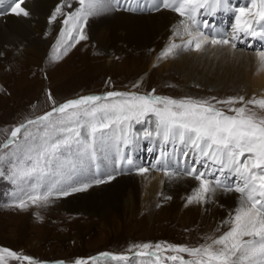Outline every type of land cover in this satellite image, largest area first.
Here are the masks:
<instances>
[{
    "label": "rangeland",
    "instance_id": "rangeland-1",
    "mask_svg": "<svg viewBox=\"0 0 264 264\" xmlns=\"http://www.w3.org/2000/svg\"><path fill=\"white\" fill-rule=\"evenodd\" d=\"M66 1L68 0H61L59 6L61 11L56 13V19L61 20L57 29L56 25H53L54 21L49 19L52 16L45 17L53 31L48 30L45 33V35L49 33V37L46 38L50 39L48 44L42 47L40 57H34V64L31 59L22 57L16 62L6 61L7 63L3 62L4 64L1 65L0 155L5 154L11 148L9 146V149H5L3 145L7 142L14 127L25 124L28 120L35 119L48 110L51 111L54 106L69 99L83 95L103 96L109 91L140 95L154 94L174 99L185 97L203 99L214 104L217 108L220 107L228 115H235L236 113L230 109L237 108L244 103L242 107H246L250 114L255 113L256 118L264 119V109H261L257 104L247 103L255 95H263L257 92L258 86L253 78L254 73L251 75L245 72L241 76V81L233 85L232 82L229 84L231 79L228 76L226 78L219 77L212 74L213 70L211 73L204 74L209 70L200 68V66H197L198 69L194 72H178L171 64L170 60L173 58L162 56L160 52V54H156V48L159 45L161 46L159 50L165 54L168 42L167 40L163 41L167 30L165 34L155 37L143 48L135 49L120 43L117 44V47H122V50L113 48L108 50V54L103 52L99 42L95 39L94 28L89 30V19L100 11L114 10L117 6L120 7L124 1L113 0L111 7H101L95 15L88 17L86 21L81 20L82 29L78 30L79 35H84L86 39H75L78 41L71 42V46L65 53H59V46L70 39V37L61 34L62 31L72 28L71 23L65 25L62 22L64 17L70 13L67 9L73 13L76 12L75 9L80 7L78 0L73 2L75 9L65 5ZM132 2L133 4L145 3L144 11L156 10L153 7V0H132ZM230 4L232 3L230 2L228 5ZM235 5L230 6L237 8L238 3ZM57 7L58 4L55 2L52 10L55 12ZM127 13L132 14L133 12ZM78 36L72 35V37ZM241 39L243 43L244 36ZM236 48L233 50L238 49ZM246 49L252 51L250 48ZM13 54L9 52V58H12ZM1 58L3 57L1 56ZM195 61L197 60L192 62V66L195 65ZM199 62L201 63V61ZM160 64L162 65L161 68ZM210 64L215 67L216 63L206 62L204 66ZM253 66L255 71L264 68V63L261 62L259 56L254 57ZM235 70L237 72L233 73L237 75L243 72L240 69ZM216 84L217 86H215ZM230 97L236 98V102L232 104L217 103V101H227ZM239 97H244V100L240 101ZM149 119L151 122L154 117ZM138 126L135 125V127ZM80 130L82 134L84 132L87 134V129ZM20 135L22 133L18 134V139H22ZM84 136H81V139ZM67 157L64 159L66 165L69 167L75 164L76 174L77 170H80L78 164L80 160H77L75 156ZM118 163V160L115 161L114 166ZM9 167L7 162L0 163V172L4 173L3 176H0V249H10L21 257L30 256L36 261V264H56L58 261H63V264H74L78 258L87 259L104 252H112L115 255L127 254L133 260L115 262L117 260L100 258L95 262L89 261V264H155L154 257H135L136 251L142 250L136 246L144 243L152 245L150 249L143 251H156V244H160L162 248H166L168 245L186 247L197 245L195 248H198L211 244L214 239L224 234L218 226L214 228L212 226L210 229L206 228L204 223H197L198 218L195 215L192 225V223H184L188 222L186 220H180L175 215L169 214V209L166 208L167 211L162 209L171 202L169 198L164 196L159 198L155 208L147 211H141L140 208L135 215L128 216L126 219L122 207L119 208V211H115V209L109 214L104 213L100 216L85 210H68L61 204L65 196L55 192L46 203L32 204L27 202V206L24 208L18 206L19 202L9 205L3 201L8 199L7 194L19 191L20 186L23 185L19 183L14 185L7 179ZM65 169L63 167L62 171L58 173L57 182L62 183L65 180ZM79 175L77 173L76 178L79 179ZM41 178H32L33 185L37 187L39 185L40 187L55 186L42 183ZM83 178L86 177L82 176L79 180H83ZM78 185L80 184L76 186ZM28 190L30 191L29 184ZM9 203L12 204L13 202ZM0 255L3 256V261L0 264H28L27 261H18L9 257L7 253H0ZM172 255L181 256L186 260L193 259L188 253L162 251V264H173L172 261L163 260L164 256ZM147 260L152 262L147 263ZM175 264H179V261Z\"/></svg>",
    "mask_w": 264,
    "mask_h": 264
},
{
    "label": "snow or ice",
    "instance_id": "snow-or-ice-1",
    "mask_svg": "<svg viewBox=\"0 0 264 264\" xmlns=\"http://www.w3.org/2000/svg\"><path fill=\"white\" fill-rule=\"evenodd\" d=\"M4 0H0L3 4ZM24 0L15 2L11 12L16 15L28 16V11L21 7ZM113 0H78L80 7L76 12L69 13L70 19L64 23L71 22L72 28L62 31V35L70 39L83 40L84 35L72 37L73 30L82 29L81 20L95 15L101 7H111ZM224 0H153V7L171 8L181 17H187L192 23H196L200 10L207 12L209 7L220 6ZM253 9L255 10L253 12ZM61 11L58 6L55 13ZM234 34L231 37L211 38L202 32L190 37L185 44L173 43L165 54L173 53L178 47L187 48L189 51L202 52L205 45L237 47V43L243 36H264V31L257 32L253 24L264 21V0H252L251 8L241 7L238 9ZM53 13L50 20L56 19ZM252 13L258 19L242 20L245 14ZM183 23V22H182ZM201 23L208 27L207 21ZM180 36V33H175ZM71 46L65 43V48ZM264 63V51L259 53ZM154 92V90H153ZM51 98V94L49 93ZM240 101L244 97H239ZM236 98L230 97L227 101H217L220 104H232ZM248 104H258L264 109V99L250 100ZM235 115H228L214 104L203 99L185 97L174 99L171 97L154 94L140 95L137 93H124L109 91L105 95H83L78 98L69 99L64 103L54 106L51 111L44 113L35 119H30L26 124L14 127L3 148L9 149L0 155V163L7 162V179L14 185L29 181L30 191H25L18 206L24 208L27 202L37 204L46 203L53 195H69L88 189L91 183L102 184L113 179L108 175L107 181L103 178L95 179L91 183H81L76 178V165H70L65 170L66 179L59 185L53 187H37L32 183L34 177H47L58 165H61L67 156H75L77 160H83L84 156H92L105 147L114 135V130H119V138L125 144L131 143L134 135L135 125H145L154 117L155 135L165 145H187L194 150L198 159L191 168L186 171L190 175H197L201 179L200 190L194 197L189 198L204 200L207 202V194L214 189L211 182L203 179L206 173L198 172L196 164L207 160L217 170L224 174L225 171L234 173L239 183L234 187L225 185L226 190L235 191L242 195L240 207L235 211L230 221V229L214 239L211 244L198 248H188L182 245H168L162 248L160 244L155 245L156 251H143L150 249L152 245L144 243L136 247L142 249L135 253L137 257H154L155 264H162L161 252L178 251L188 253L193 259L186 260L181 256H164L163 260L172 261L173 264H264V119H258L255 113L249 114L246 107L230 109ZM75 125L77 127H70ZM80 129H87L89 140L81 139ZM22 133V139L18 134ZM152 131L144 129V138H150ZM186 158L187 152L182 153ZM167 157L162 155L159 159L164 161ZM132 163L131 159L127 161ZM165 173H174L167 167ZM137 171L143 173L147 168L140 167ZM4 173L0 172V176ZM80 186H76L77 184ZM220 181H217V186ZM0 253H7L9 257L16 260L27 261L28 264H36V261L27 255L20 256L15 251L7 248L0 249ZM98 258L112 259L128 262L131 257L127 255H114L112 253H100L98 257L78 258L74 264H89ZM3 256L0 255V262ZM56 264H63L58 261Z\"/></svg>",
    "mask_w": 264,
    "mask_h": 264
},
{
    "label": "bare ground",
    "instance_id": "bare-ground-1",
    "mask_svg": "<svg viewBox=\"0 0 264 264\" xmlns=\"http://www.w3.org/2000/svg\"><path fill=\"white\" fill-rule=\"evenodd\" d=\"M13 1L9 0L8 5L15 6ZM119 1H124L120 7L117 6L114 10L106 9L100 11L89 19V30L94 28L95 39L99 42L103 52L107 54L108 50L113 48L122 50V47H117V44L120 43L135 49L143 48L155 37L165 34L166 30L167 33L163 42L167 40L168 43L165 49H168L173 43L178 45L185 44L190 38L185 32V27L193 35L197 32H202L209 39L225 38L228 33L225 28H231L229 35L232 36L236 25V17L239 15V12L233 9V6L227 5L228 0H224L220 6L209 7L207 12L201 9L200 15L196 17V23H192L187 17H181L171 8H163L162 4L158 10L150 12L144 11L145 3L133 4L132 0ZM229 1L231 3L234 2V4L242 1L241 5L243 6L250 3L249 8L252 5L251 0ZM55 2L57 0H24L21 7L28 11V16L11 13L5 16L4 19L0 17V69H2L1 65L4 64L3 62L6 61H10V63L16 62L24 57L25 59H31L34 64V57H40L42 47L48 44L50 39L46 38L49 37V33L47 35L45 33L48 30L53 31L52 26L46 22L47 18L45 19V17L53 15L52 9L55 6ZM146 2L148 3L149 1ZM127 12H135V14ZM254 19L258 18L254 17L252 13L245 14L242 17V20L251 21ZM201 21H207L209 26L205 27ZM226 21L232 22V25L230 24L227 27L229 22ZM59 22L61 23V20H54L53 25H56V29L59 27ZM253 27L258 33L264 31V21L260 22V24H253ZM177 32L180 33V36L175 35ZM234 42L239 43L237 45L238 49L236 48L237 50L235 51L230 46H213L211 44L205 45V50L198 53L194 50L189 51L187 48L181 49L178 47L173 53L164 54L163 51L159 50L161 48L160 45L155 48L157 50L156 54L161 53L162 56L173 58L170 60L171 64L178 72H194L198 69L196 67L200 66V68L209 70V72H204V74L211 73L213 70L212 74L214 75L224 78L228 76L231 79L229 84L232 82L233 85L241 81V76L245 72L251 75L254 73L253 78L258 86L257 92L264 94V90H261L264 88V68L255 71L253 66L254 57L259 56L258 52L261 51L253 49L252 51H247L248 49H246L252 47V44H257V42L264 44V36H244L243 43L242 39ZM242 44L244 45L242 46ZM241 49L246 51L244 52ZM9 52L14 53L13 56L11 55L12 58H9ZM153 57L156 56L153 55ZM194 60L197 61L192 66ZM206 62H215V67H213V64L204 66ZM161 67L162 65L160 64ZM235 69H240L243 72L238 75L234 74L233 72H237ZM244 82L246 83V80ZM152 122L154 120L148 124L134 127V135L128 145H125L120 140L119 130L115 129V134L111 136L102 150L92 156H84L83 160L78 163L81 171L77 170V173L80 174L79 179L82 176L86 177L83 180L78 179L81 183H91L93 178H103L107 181L108 175L113 176V179L98 184L99 186L91 183V186L83 191H69V195L62 199L61 204L68 210L90 211L91 214L96 216L104 213L109 214L110 211L115 209V211H119V208L122 207L123 215L126 219L128 216L132 217V215H135L140 208L141 211L155 208L160 200L159 198L164 196L169 198L171 202L167 207H162V209L166 211L169 209V214L175 215L180 220L188 221L184 223H192L193 225V220L197 217V223L206 224V228L211 229L212 226L213 228L218 226L223 232L228 231L231 226V218L234 216L236 209L240 207L242 195L234 190L228 191L226 188L219 187L213 183L217 180V176L222 174L217 170L218 166H213L206 160L203 164H196V167L198 172L206 173L203 179L209 180L214 190L207 194V202L195 199L189 202V198L196 195L201 185V179H198L197 175H190L186 171L198 159L197 154L187 145H165L161 139L156 137L154 124L151 125ZM145 128L152 131L153 135L150 138H144L142 133H144ZM84 137H87V135ZM82 140L87 142L89 138H83ZM184 152L188 153L186 158L182 156ZM162 155L167 157L164 161L159 159ZM68 159L71 160V158ZM128 159H131V164L127 162ZM117 160L119 163L114 166ZM63 167H68L65 161L58 165L51 172V175H48L50 178L47 181L59 186L61 182L56 181L58 179L57 175L62 171ZM140 167L147 168L148 171L143 173L137 171ZM165 167L169 168L174 174H166ZM64 173L67 177V172ZM225 173L234 174L227 171ZM194 215L195 217H193Z\"/></svg>",
    "mask_w": 264,
    "mask_h": 264
}]
</instances>
